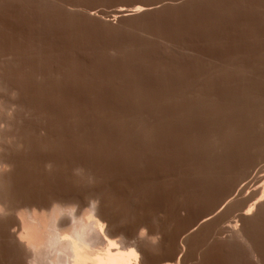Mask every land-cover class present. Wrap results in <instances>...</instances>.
Returning <instances> with one entry per match:
<instances>
[{"label": "rangeland", "instance_id": "obj_1", "mask_svg": "<svg viewBox=\"0 0 264 264\" xmlns=\"http://www.w3.org/2000/svg\"><path fill=\"white\" fill-rule=\"evenodd\" d=\"M0 67L28 109L16 192L97 189L125 229L148 222L188 264H238L225 227L264 178V0H0Z\"/></svg>", "mask_w": 264, "mask_h": 264}, {"label": "bare ground", "instance_id": "obj_2", "mask_svg": "<svg viewBox=\"0 0 264 264\" xmlns=\"http://www.w3.org/2000/svg\"><path fill=\"white\" fill-rule=\"evenodd\" d=\"M145 10H147V9H145L144 6H136L130 10H125V11H126V13L127 12L139 13V12H142ZM122 12L124 13V11H122ZM228 67H230V66H228ZM256 68H258V66ZM252 74H253V72H252ZM262 75H264V71H263ZM4 76L2 77L0 75V249L3 250L5 255H6L7 264H188L187 258L183 254L185 252V247L180 246L177 249L172 248V245L169 243V240H167V239H166L167 241L165 240V238L167 236L165 238H163L162 236H160L162 234H160L159 231L153 232L152 230H150L148 222L140 221L137 224L135 223L136 225H134L133 229L130 231L125 229L124 226L122 225V222H124L125 220L124 221L121 220L122 222L116 221L117 219L115 220L111 216V209L108 206V203H107L108 201L105 202V199H104V201L102 200L100 194L97 193V192H99V191H97V189H95L97 192L94 189H93L94 191H92V190L88 191L85 194V196L83 195L84 196L83 199H81L78 196H72L73 194L71 196H65V195L59 196L60 194L59 195H50L49 197L47 196V198H45V199L44 198H39V199L26 198V197H23L22 194L15 191L16 188H14V186H13L12 172L15 171V168L17 166L18 157L21 155L20 154L21 150L26 146L29 147L27 145L28 144L27 137H26L24 130L22 128V125H21L23 118L26 117L28 114V111H27L28 109H26L23 106V104H21V102H19L18 99H16L17 96H16L15 90L4 80ZM257 76H259V75H257ZM193 88H194V86H193ZM15 89H16V87H15ZM187 91H186V93H187ZM194 91H195V89H194ZM19 93H20V91H19ZM251 94H252V92H251ZM198 96H199V94L197 95V97ZM234 96L236 97V95H234ZM234 96H233V98H234ZM193 98H195V97H193ZM209 98L210 97H208V99ZM236 101H237V99H236ZM194 102H196V101H194ZM263 102L260 101V104H259V102H257V103L259 105H261V103L263 104ZM192 103H193V101H192ZM227 105H228V102H227ZM225 107H224V109H225ZM229 107H230V105H229ZM227 109H228V106H227ZM233 109L234 110L236 109L235 106L234 107L232 106V109H230V110L232 111ZM203 110H204V108L201 111H203ZM189 111H192V110L190 109ZM196 113H198V110ZM192 114H190V116H192ZM219 114H220V117H223V114H222V116H221V113H219ZM211 116H213V114H211ZM211 116H210V118H211ZM220 117H218V118L221 119ZM218 118H217V120H218ZM207 119H209V117ZM261 121H264V120H261ZM261 121H259V122L261 123ZM227 122H228V120H227ZM230 123H231V121H230ZM260 123H258V125ZM263 123H261V124H263ZM224 125H226V124H223V126ZM234 125H236V124H234ZM226 126H228V125H226ZM241 126H244V125L242 124ZM261 126H263V125H261ZM35 128H36V126H35ZM43 129H45V128H43ZM56 129H58V128H56ZM260 129L262 130V128H260ZM260 129H258V131H261ZM31 130H32V128H31ZM258 131H257V133H258ZM39 132L41 134H43V130H39ZM58 132H59V130H58ZM231 132H234V130L232 131V129H231ZM259 133H258L259 136L263 135V133H262V135H261V133L260 134ZM148 134H149V132H148ZM221 134H219V135H221ZM56 137H58V136H56ZM212 137L214 138L215 136H212ZM219 137H221V136H219ZM242 137H244V135ZM229 139H227L226 141H228ZM263 139H264V137H263ZM212 140H214V139H212ZM219 140H221V138H219ZM214 141H216V140H214ZM231 141L233 142V139ZM260 141L263 142L262 140H260ZM218 142H220V141H218ZM232 142L230 144H232ZM254 143H256V142H254ZM209 144H210V142H209ZM221 144H222V142H221ZM242 144H244V143H242ZM202 145H204V144H202ZM202 145H201V147H203ZM213 145H214V142H213ZM217 146H215V147H217ZM205 147H206V145H205ZM227 147L229 148V145H227ZM243 148H246V147H243ZM238 149L239 148L237 147L236 150L238 151ZM213 151L215 153V151H217L216 148ZM201 152H202V150H201ZM225 152H227V151H225ZM41 153H42V151H41ZM195 153H197V152H195ZM207 153L208 152H206V154ZM214 153H212V154L214 155ZM212 154H207V155H212ZM219 154H221V153H219ZM207 155H206V157H207ZM228 156H229V153H228ZM201 158H203V157H201ZM37 160H38V158H37ZM34 164H36V163H34ZM198 164L201 165L200 163H198ZM51 165H52V161H49V160L45 161V163L43 164V166H45L46 169H49ZM54 165H55V163H54ZM211 166L212 165H210V167ZM205 167H207V166H205ZM217 167H219V165H217ZM200 170H202V169H200ZM91 171H92V169H91ZM75 172L78 173L79 175L81 174L84 179L90 177L88 172L85 174L83 171V168H81V167H77V168L75 167ZM46 173H48V172H46ZM202 173L204 174V172H202ZM209 176H211V175H209ZM212 178H213V176H212ZM212 178H211V180H212ZM213 184H215V183H213ZM84 187H86V186H84ZM133 189H135V188H133ZM49 190H51V189H49ZM129 190H130V188H129ZM255 190H256V192L254 191L255 194L252 195V197L248 201H245V200L243 201L246 203H251L249 205V207H247V209L244 212H243V210L238 209V207H237L238 205H234V208L232 210L237 208L236 210H240V211H242V213L238 216L236 215L237 217L234 218L233 221L230 220L229 223L226 224L227 227H225V230H226V232H228L227 233L228 235L225 236L226 239L223 241L225 242V244L227 246H229L235 252V255H237L236 260L237 259L239 260V261H237L238 264H246V263L247 264H264V248H263L264 247L263 246L264 240H263V235H262L263 234L262 230L264 229V178L259 180L258 187ZM22 192H24V191H22ZM241 202H239V203H241ZM129 206H130V204H129ZM242 206H244V205H242ZM136 209H138V208H136ZM240 211H238V212H240ZM113 212H114V210H113ZM217 216H219V215H217ZM221 216H223V215H221ZM221 218L222 217H220V219ZM212 219L213 218L211 217V215H207L204 218H202L200 220L202 222V227L204 226V228H206V227H209L208 226L209 224H210V226L213 225ZM137 220H138V218H137ZM221 220L223 221V218ZM221 220L218 219V220H216V222L217 221L221 222ZM216 222L214 221V225L216 224ZM218 222H217L218 225L222 224V223L219 224ZM226 222H227V220H226ZM217 224L215 226L213 225L211 227H214V229H215L218 226ZM209 228H207V230ZM214 229H212V230L214 231ZM210 230L208 231L209 233L212 232ZM225 230H223V231H225ZM209 233H208V239L210 240L212 238V236L209 238ZM222 234H224V233H222ZM206 243L208 244L209 241H207ZM207 244H205L204 246H206ZM214 246H215V242H214ZM177 250H178V252H177ZM197 255H198V257L201 256L200 253ZM234 258L232 257V259H234ZM4 263H5V261H4Z\"/></svg>", "mask_w": 264, "mask_h": 264}]
</instances>
